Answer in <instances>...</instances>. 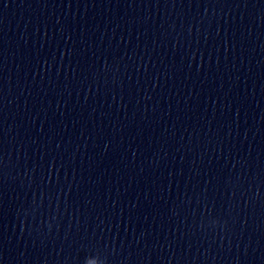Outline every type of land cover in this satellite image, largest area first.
Returning <instances> with one entry per match:
<instances>
[{
	"label": "water",
	"instance_id": "95a60500",
	"mask_svg": "<svg viewBox=\"0 0 264 264\" xmlns=\"http://www.w3.org/2000/svg\"><path fill=\"white\" fill-rule=\"evenodd\" d=\"M0 212L40 264H264V0H0Z\"/></svg>",
	"mask_w": 264,
	"mask_h": 264
}]
</instances>
